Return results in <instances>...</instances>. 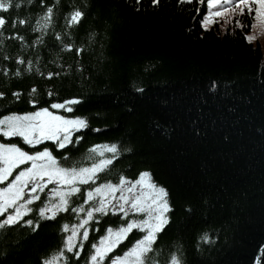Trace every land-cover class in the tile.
I'll return each instance as SVG.
<instances>
[{
    "label": "trees",
    "instance_id": "trees-1",
    "mask_svg": "<svg viewBox=\"0 0 264 264\" xmlns=\"http://www.w3.org/2000/svg\"><path fill=\"white\" fill-rule=\"evenodd\" d=\"M12 2L20 7L0 11L7 21L0 29V92L5 94L0 116L35 110L33 98L38 107L79 100L73 113H62L86 118L89 127L74 133V143L65 150L51 141L45 146L64 166H90L88 149L95 145L118 143L131 149L96 183L116 182L117 172L134 180L148 171L168 190L174 211L171 226L154 245L160 264L178 246L186 264H256L257 259L264 264V55L260 43L245 39L251 18L250 25L223 31L218 23L203 27L207 4L199 0H159L157 5L151 0ZM45 4L56 5L55 15L40 43L42 33L33 29ZM73 6L85 18L70 28L66 17ZM80 48L84 51L78 54ZM21 59L24 64L18 63ZM29 61L31 71L26 70ZM50 72L59 75L48 79ZM14 92L21 93L19 99ZM0 142L29 150L18 137H0ZM81 189L86 192L88 186ZM40 195L25 217L39 220V228L22 221L0 229V264H42L70 234L62 226L86 217V211L71 209L90 206L77 194L67 212L40 220L38 209L49 191ZM96 219L99 224L91 222L79 264H85L91 243L108 226L121 223L111 213L96 214ZM205 233L210 242L201 239ZM141 235L133 230L114 254H122Z\"/></svg>",
    "mask_w": 264,
    "mask_h": 264
},
{
    "label": "snow or ice",
    "instance_id": "snow-or-ice-1",
    "mask_svg": "<svg viewBox=\"0 0 264 264\" xmlns=\"http://www.w3.org/2000/svg\"><path fill=\"white\" fill-rule=\"evenodd\" d=\"M137 3H140V0H137ZM151 3L157 5L159 0H151ZM201 3H204V0H201ZM206 3L207 14L203 15L201 21L204 26L215 23L214 17L223 16L230 6L235 5L232 8L233 13L238 10L239 15H247L264 27V0H206ZM14 6L20 7L19 4L13 5L12 0H0V11L8 12ZM55 7V4L51 7L45 4L44 15L37 21L38 28L33 29L42 33L37 38L40 43H43V35L47 34L46 29L53 27ZM84 18L85 12L73 6V10L66 17L67 26L71 28L79 25ZM6 23L5 18L0 16V29ZM18 23L26 25L28 21L19 20ZM236 23L243 27L239 21ZM13 26L15 27V24ZM54 35L62 42L60 34ZM245 39L252 41L251 36H246ZM65 48L72 50L71 45H65ZM82 51L83 48L77 49L78 54ZM18 63L24 64L25 61L21 59ZM28 65L26 70L31 71V61ZM15 75L19 76L21 73L17 71ZM58 75L59 73L50 72L48 79ZM36 92L37 89H31L33 97ZM12 95L19 99L21 93L14 92ZM48 95L51 96L52 93L49 92ZM4 96L5 94L0 92V98ZM30 103L35 110L11 112L0 118V137H18L24 145L29 146V150H25L16 143L0 142V185H4L0 186V217H3L0 219V229L11 228L22 221L33 230L39 228V220H25V217L33 212L32 205L41 200L40 194L46 190L49 191V198L38 209L40 220H55L59 213L69 210L71 198L81 194L85 197L84 203L90 205L89 208L86 210L80 205L71 210L86 211V217L79 219V222L71 227L67 223L62 226V231L70 234L64 237L61 248L50 257L42 259V264H70L68 253H71L76 264H79L81 253L85 249L84 242L90 239L91 222L99 224L96 214L107 216L109 213L118 215L121 223L117 227L108 226L99 240L91 243L85 264H160L157 259L159 252L154 245L158 237L171 226L170 214L174 211L168 190L155 183L148 171L139 172L134 180L117 172L116 182L106 180L97 184L101 173L112 172L114 161L118 160L123 152L131 151L127 148L121 149L118 143L100 144L88 149L87 158L92 161L90 166H80L77 163L64 166L53 154V149L45 146V142L51 141L55 148L65 150L68 145L74 143V133L89 127L86 118L63 115L60 112L63 110L73 113V106L80 101L71 99L62 103H51L48 107H38L39 100L33 98ZM76 139L78 141L82 137ZM36 146H41L42 150H38ZM81 186H88V190L82 193ZM95 230L100 231L99 228ZM133 230L142 233L141 237L122 254L115 255L116 250L128 240ZM201 239L210 242L207 233ZM153 253L156 255H152ZM165 264H186L180 246L169 254ZM256 264H260L259 259Z\"/></svg>",
    "mask_w": 264,
    "mask_h": 264
},
{
    "label": "rangeland",
    "instance_id": "rangeland-1",
    "mask_svg": "<svg viewBox=\"0 0 264 264\" xmlns=\"http://www.w3.org/2000/svg\"><path fill=\"white\" fill-rule=\"evenodd\" d=\"M199 1H201V0H199ZM204 1H206V0H204ZM234 7H235V5L230 6L228 11L223 16L214 17L213 19L216 21L215 23H209L207 26L203 25V27L205 29H208V28H210V27H212L218 23L220 25L221 29L223 31H225L227 27H229L231 25H233V26L237 25L236 21H239L240 25H243V24H245V25L249 24L250 25V20L247 17V15H244V16L239 15L238 10L235 13H233L232 8H234ZM215 10H220V9H215ZM251 23H252L251 29L248 32V36L252 37L253 43H255V44L260 43L261 44L262 52L264 55V27H261L258 21H253L252 19H251ZM253 25H255V26H253ZM60 112L63 115H67V114L62 113V110H60ZM5 115H7V114H5ZM68 116H71V115H68ZM0 118H2V116H0ZM0 186H4V185H0Z\"/></svg>",
    "mask_w": 264,
    "mask_h": 264
},
{
    "label": "bare ground",
    "instance_id": "bare-ground-1",
    "mask_svg": "<svg viewBox=\"0 0 264 264\" xmlns=\"http://www.w3.org/2000/svg\"><path fill=\"white\" fill-rule=\"evenodd\" d=\"M205 3H206V1H205ZM207 4V3H206Z\"/></svg>",
    "mask_w": 264,
    "mask_h": 264
}]
</instances>
